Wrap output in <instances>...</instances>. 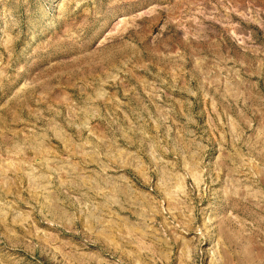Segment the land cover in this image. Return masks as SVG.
<instances>
[{
    "label": "rangeland",
    "instance_id": "1",
    "mask_svg": "<svg viewBox=\"0 0 264 264\" xmlns=\"http://www.w3.org/2000/svg\"><path fill=\"white\" fill-rule=\"evenodd\" d=\"M0 264H264V0H0Z\"/></svg>",
    "mask_w": 264,
    "mask_h": 264
}]
</instances>
